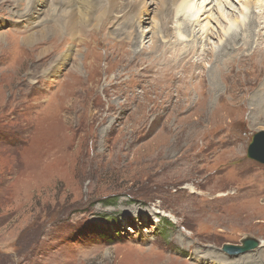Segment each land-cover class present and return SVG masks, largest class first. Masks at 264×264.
<instances>
[{
	"label": "rangeland",
	"instance_id": "374dc122",
	"mask_svg": "<svg viewBox=\"0 0 264 264\" xmlns=\"http://www.w3.org/2000/svg\"><path fill=\"white\" fill-rule=\"evenodd\" d=\"M224 1L233 20L241 4ZM32 8L0 0V264H215L206 252L264 264V165L246 158L264 131L249 107L264 85L263 47L240 41L219 63L211 97L216 35L193 41V54L207 55L199 70L181 71L177 56L164 69L150 34L142 49L99 23L83 38L51 35L28 48L19 40L58 15L21 20ZM148 15L145 34L159 27ZM246 237L259 248L238 260L222 252Z\"/></svg>",
	"mask_w": 264,
	"mask_h": 264
},
{
	"label": "bare ground",
	"instance_id": "6f19581e",
	"mask_svg": "<svg viewBox=\"0 0 264 264\" xmlns=\"http://www.w3.org/2000/svg\"><path fill=\"white\" fill-rule=\"evenodd\" d=\"M39 1L41 3V7L39 9H36L35 5L37 4V0H32L33 8L31 12L28 15H25V18H21V20L29 21L28 19H26L29 18L33 21L42 22L47 20L48 18L53 17V12H55L54 16L58 14L57 17L54 18L56 20V26L52 28L48 27L45 30L38 32L36 31V33H32L26 38H22V40H19L23 42V44L28 48H32L34 45L40 42H45L51 35L59 39H62L64 35L71 36L73 40H75L77 36L83 38L85 34H87L86 32L90 30L87 29L88 26H93L96 29L99 23L103 27L111 31L109 32L111 39L114 38V33H120L122 35L121 37L119 36V39L121 40V38L124 37L121 41L132 42L133 44L139 43L142 45V49L144 47L143 44L147 38L146 35L150 34V37L147 39L148 42H150L149 48L151 52L154 51L155 55L157 53H160L158 55V58L160 57L163 63L162 68L164 69L166 68V65L173 64V62H175L174 57L177 56L179 58L176 60V62H180L184 65H181V71L190 68L192 70H199L198 67L200 65L201 57H207V55L202 50H200L198 54H193L195 52L193 50L196 49L195 47L197 46L198 42L202 44L203 39L207 40L208 38H212V35H216L219 44L218 49L213 53V49L210 48L211 56L215 61L214 67H210L212 69L209 70L211 97L218 96L220 91V89H218V84L216 81L219 78L217 76L219 73L218 70H220L218 69L219 63L222 64V59H224L226 55H231L234 50H237L239 44L242 45L240 41H245L248 43V45H256L255 47L262 46L263 48H260L257 53L259 52L260 54L262 53L264 55V6L262 5L264 0H231V2L233 3H236L238 1L241 4L238 11L239 13L238 15H236V17H234L233 20L228 19V17L226 16L227 13L224 11V8H227V10L229 11L232 8L236 10V8L232 7L231 3H229L228 1L224 0H201V2H199V0H154L156 3L154 8H151L152 4L151 2H147L148 0ZM206 3L208 4L207 6L209 8L203 7V5ZM212 3H215V5L213 4L214 8L210 9ZM226 5H228L229 7ZM149 8H151L152 10L150 11ZM257 8L259 10L258 13L254 11ZM147 13H149V15ZM150 13L154 15L153 19L155 20V23H159V27H157L155 31L153 28V30L148 31V33L145 34L143 30H140L143 22L140 21V17L141 15L150 16ZM215 13L217 16L214 15ZM98 14V17L93 18V15ZM93 19L94 24L90 25V20ZM212 19L217 23L218 31L214 28L211 29V27H209L212 23H214ZM257 19H261V22ZM146 20L148 23V19ZM257 22H259V25H257ZM222 24L224 26H222ZM195 29L197 32L195 31ZM254 29H257L256 33L254 32ZM212 31H217V33L212 34ZM243 33L248 34L246 39L242 38ZM157 34H159L158 39L156 38ZM171 34H174L173 42L168 41L166 44L161 42L163 39L169 38ZM6 35L4 33H0V45L2 42H5ZM244 36L246 35L244 34ZM9 37L12 40H16V37H12L10 35ZM196 39H198V42H194V44L193 41H197ZM160 43L162 44L160 45ZM185 43L189 44L190 46L187 47ZM162 46L164 47L162 48ZM250 47L249 48L253 50V46L251 45ZM161 48L163 49L162 51ZM142 49L140 52H142ZM47 52L48 48L42 49L39 53L40 57L44 56ZM68 55L62 57L61 64L66 62V59H68ZM261 56L260 60L263 58ZM184 57L186 58L183 59ZM73 65L74 68H76V60ZM237 73L239 76L244 77H252V75H254L252 70H242L238 71ZM179 82H182V80H180ZM213 102V98L207 101V108H212L214 106ZM249 107L252 108V111L255 113V115L264 117V85H262L261 89H259L257 93L253 95L251 100H249ZM204 255V258L211 260L215 264H223V262H221L223 261V259L219 260L221 258V254L219 253L216 254L212 252H206V254ZM240 256L241 255H239V257L237 256V260L243 257Z\"/></svg>",
	"mask_w": 264,
	"mask_h": 264
},
{
	"label": "water",
	"instance_id": "95a60500",
	"mask_svg": "<svg viewBox=\"0 0 264 264\" xmlns=\"http://www.w3.org/2000/svg\"><path fill=\"white\" fill-rule=\"evenodd\" d=\"M246 158L264 165V131L254 134L246 151ZM259 247L258 241L246 237L239 245H224L222 252L230 256H239Z\"/></svg>",
	"mask_w": 264,
	"mask_h": 264
}]
</instances>
